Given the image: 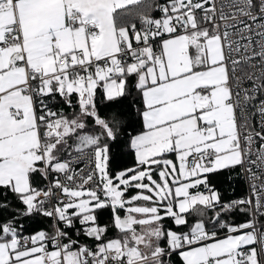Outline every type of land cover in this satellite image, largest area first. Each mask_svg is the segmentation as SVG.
Instances as JSON below:
<instances>
[{
	"label": "snow or ice",
	"instance_id": "snow-or-ice-1",
	"mask_svg": "<svg viewBox=\"0 0 264 264\" xmlns=\"http://www.w3.org/2000/svg\"><path fill=\"white\" fill-rule=\"evenodd\" d=\"M0 190V264H264V0H0Z\"/></svg>",
	"mask_w": 264,
	"mask_h": 264
},
{
	"label": "trees",
	"instance_id": "trees-1",
	"mask_svg": "<svg viewBox=\"0 0 264 264\" xmlns=\"http://www.w3.org/2000/svg\"><path fill=\"white\" fill-rule=\"evenodd\" d=\"M162 2V0H161ZM156 15H159L157 12ZM133 97L127 96L119 101L118 104H112L108 106H104L101 101L98 99L97 103L100 106V112L103 115L110 108L122 107L127 109L125 119L129 124L128 131L133 132L140 127V120L136 114V107L139 105V100L136 101L135 104L132 103ZM66 113H70L72 110L67 108V106H63ZM134 162V156L128 155L124 156L120 160V167H129L132 166ZM113 168L116 167L115 162L112 165ZM227 177V178H226ZM212 183L216 187L217 191L221 195L222 202L235 200L243 197L244 194V183L241 179L240 175V167L235 168L231 172L225 171L220 175H214L212 177ZM2 191V190H0ZM8 200L11 201L13 207H20L15 198L9 193ZM211 215V213H209ZM10 218V213L7 210L0 211V219H8ZM111 218L110 210H104L103 212L98 213V222L100 224H108ZM227 219L230 223H241L248 219V215L246 213H242L239 209L234 210L233 213L227 216ZM189 222H193V218H189ZM20 224L23 225V235H31L35 231L45 230L48 232L53 231V220L48 217H32V218H21ZM166 224L170 226V221H166ZM63 227V225H60ZM79 226V225H77ZM75 238V232L71 233ZM114 231L110 228L108 232V236H113ZM81 242H87L83 236H80Z\"/></svg>",
	"mask_w": 264,
	"mask_h": 264
},
{
	"label": "built area",
	"instance_id": "built-area-1",
	"mask_svg": "<svg viewBox=\"0 0 264 264\" xmlns=\"http://www.w3.org/2000/svg\"><path fill=\"white\" fill-rule=\"evenodd\" d=\"M255 119H253V123L255 124ZM80 167H83V165H80ZM78 170V169H77ZM240 175H241V179L243 180L244 183V194L243 197L247 196L249 194V189H248V182L246 179V173L240 168ZM59 192L56 193V196L59 197ZM249 218V217H248ZM260 220L262 223H264V217H260ZM221 235H223V233H221Z\"/></svg>",
	"mask_w": 264,
	"mask_h": 264
}]
</instances>
